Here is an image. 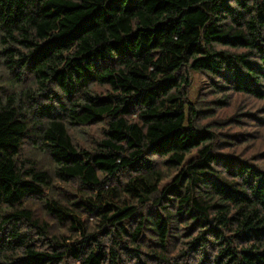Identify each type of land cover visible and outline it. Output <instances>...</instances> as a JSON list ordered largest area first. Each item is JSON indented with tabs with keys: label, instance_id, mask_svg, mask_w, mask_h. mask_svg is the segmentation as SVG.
Instances as JSON below:
<instances>
[{
	"label": "clouds",
	"instance_id": "9594fccd",
	"mask_svg": "<svg viewBox=\"0 0 264 264\" xmlns=\"http://www.w3.org/2000/svg\"><path fill=\"white\" fill-rule=\"evenodd\" d=\"M260 152L264 0H0V264H264Z\"/></svg>",
	"mask_w": 264,
	"mask_h": 264
},
{
	"label": "trees",
	"instance_id": "16d2710c",
	"mask_svg": "<svg viewBox=\"0 0 264 264\" xmlns=\"http://www.w3.org/2000/svg\"><path fill=\"white\" fill-rule=\"evenodd\" d=\"M77 14H83V13H77ZM54 43L58 44L60 42H54ZM47 52H48L47 48L41 49L39 52H37L36 55L33 57L34 62L35 61H39L41 57H43V56H45L47 54ZM242 82L245 83L248 87H253L252 82L250 80H248L246 77L242 78ZM260 110L261 109H257V111H260ZM206 114L214 115V112H209V113H206ZM246 115H250L251 116L252 113L246 114ZM229 121H231V117H229ZM233 136L241 138L240 140H238V143L243 142V137H245V136L248 139H252V140H257L258 139V136H255L253 133H234ZM226 146H231V145H226ZM225 156H229L230 157V154H225ZM256 156L264 157V152L256 153ZM256 156H253V159H255ZM222 162L227 164L228 166H230L232 168H238V167L242 166L238 159L226 158Z\"/></svg>",
	"mask_w": 264,
	"mask_h": 264
},
{
	"label": "rangeland",
	"instance_id": "374dc122",
	"mask_svg": "<svg viewBox=\"0 0 264 264\" xmlns=\"http://www.w3.org/2000/svg\"><path fill=\"white\" fill-rule=\"evenodd\" d=\"M254 115H255V113H252V115H251V116H254ZM254 156H256V154H255Z\"/></svg>",
	"mask_w": 264,
	"mask_h": 264
}]
</instances>
